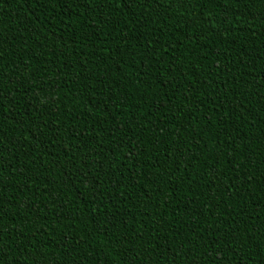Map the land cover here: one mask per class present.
<instances>
[{"label":"trees","instance_id":"obj_1","mask_svg":"<svg viewBox=\"0 0 264 264\" xmlns=\"http://www.w3.org/2000/svg\"><path fill=\"white\" fill-rule=\"evenodd\" d=\"M0 264H264V0H0Z\"/></svg>","mask_w":264,"mask_h":264},{"label":"snow or ice","instance_id":"obj_2","mask_svg":"<svg viewBox=\"0 0 264 264\" xmlns=\"http://www.w3.org/2000/svg\"><path fill=\"white\" fill-rule=\"evenodd\" d=\"M37 2L40 3L42 0H37ZM124 2L127 3L129 7H131L132 4H139L142 2V0H124ZM109 3H111V0H109ZM0 40H2V37H0ZM258 244L260 245L259 254H264V242H258ZM257 264H260V262L258 261Z\"/></svg>","mask_w":264,"mask_h":264}]
</instances>
